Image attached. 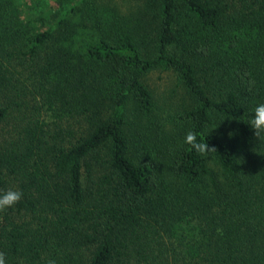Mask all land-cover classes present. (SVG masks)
Segmentation results:
<instances>
[{"label": "trees", "instance_id": "obj_1", "mask_svg": "<svg viewBox=\"0 0 264 264\" xmlns=\"http://www.w3.org/2000/svg\"><path fill=\"white\" fill-rule=\"evenodd\" d=\"M143 1L100 36L69 12L21 21L0 0V125L20 123L0 135V192L23 193L0 212L6 264H264V135L249 125L264 103V0ZM26 64L49 86L41 107ZM157 68L191 99L168 132L143 82ZM189 131L216 152L191 150Z\"/></svg>", "mask_w": 264, "mask_h": 264}, {"label": "rangeland", "instance_id": "obj_2", "mask_svg": "<svg viewBox=\"0 0 264 264\" xmlns=\"http://www.w3.org/2000/svg\"><path fill=\"white\" fill-rule=\"evenodd\" d=\"M13 9H17L22 13V18L27 22V14L36 15L40 10L41 13H47L51 15L52 19L50 23H56L60 20L61 16L65 13L70 14L68 19L69 23L77 26L87 25L89 27H96L98 35H103L108 32V28L112 23H123L128 24L134 22L137 17H140L142 10L144 11L146 1L143 0H13ZM110 33V32H109ZM141 39V38H139ZM138 41L142 43V51L146 55L147 52L144 48H149V52L152 51L153 41L149 38L146 41ZM150 43V44H149ZM57 43L53 42L47 49L48 52H56ZM148 52V53H149ZM43 55H46L44 52ZM44 58L40 57V67L43 68L45 62ZM19 63V62H18ZM17 63V64H18ZM40 68V69H41ZM18 71L23 74V80L27 78L31 85L29 89L33 90V94L27 99V102H31V106L45 104L46 91L49 86L41 84L36 85L34 80L28 79V74L33 77V69L30 68L29 64L23 67H17ZM143 82L149 88L156 102L157 109L153 115V119L162 125H167V132L172 130V126L169 122L170 117L175 115L179 110L184 109L191 104V99L188 93L183 87L179 85L177 75L172 70H163L160 68L152 70L148 73ZM40 93V96H39ZM40 103V104H39ZM46 109V108H45ZM51 112H45L44 118L47 122L50 121ZM36 119L40 117L35 114ZM46 116V117H45ZM41 119H43L41 117ZM19 120L13 117L8 119L5 123L0 125V135L6 134L13 130L14 126L20 124L17 123ZM217 134V132H215ZM104 154L105 151H103ZM103 157V156H102ZM104 159V158H102ZM102 161L99 162L101 164ZM210 166H214V162L210 160ZM103 172L101 168H97L94 171V175H101ZM167 239V238H166ZM168 243L171 242L167 239ZM173 242V241H172ZM176 244L170 246L172 249L175 248ZM170 259L172 255H168Z\"/></svg>", "mask_w": 264, "mask_h": 264}, {"label": "clouds", "instance_id": "obj_3", "mask_svg": "<svg viewBox=\"0 0 264 264\" xmlns=\"http://www.w3.org/2000/svg\"><path fill=\"white\" fill-rule=\"evenodd\" d=\"M249 125L254 130L255 137L264 135V103L258 104L254 109V114L249 122ZM232 134L230 133V136ZM186 144L190 145L191 150L196 151L201 155L216 152L215 147H209L207 142L198 141L194 132L189 131L185 136ZM23 193L18 190L8 189L0 192V212L12 208L22 199ZM0 264H6L5 255L0 252ZM48 264H55L54 260H49Z\"/></svg>", "mask_w": 264, "mask_h": 264}]
</instances>
